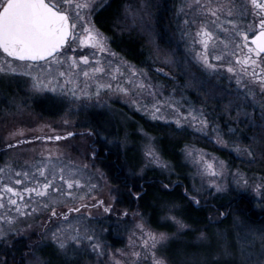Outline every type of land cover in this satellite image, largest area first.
<instances>
[{"label": "rangeland", "instance_id": "obj_1", "mask_svg": "<svg viewBox=\"0 0 264 264\" xmlns=\"http://www.w3.org/2000/svg\"><path fill=\"white\" fill-rule=\"evenodd\" d=\"M108 1L75 0L81 19L72 20L71 40L48 64L0 65V264H47L48 254L69 264H264V224L240 223L235 216L223 230L215 224L222 217L214 215L212 227L192 238L197 249L191 251L188 239L177 246L190 228L174 209L163 210L171 229L151 228L140 212L120 205L88 135L97 129L104 147H133L130 177L154 168L172 184L178 173L134 115L187 126L228 155L194 143L182 148L187 199L198 205L230 194L264 209V58L246 47L254 33L252 10L246 18L248 5L239 4V11L233 0H163L181 44L183 75L171 56L176 51L153 48L152 19L161 1L151 0L150 11L140 1L123 7V20L144 34L155 53L149 73L114 52L95 26L93 16ZM167 2L175 4L173 12ZM195 83L226 100L233 118L220 121L203 97L195 100ZM110 236L118 246L107 242ZM47 246L49 252L40 253ZM22 247L26 260L20 263L14 256ZM172 251L185 258L173 261Z\"/></svg>", "mask_w": 264, "mask_h": 264}, {"label": "trees", "instance_id": "obj_2", "mask_svg": "<svg viewBox=\"0 0 264 264\" xmlns=\"http://www.w3.org/2000/svg\"><path fill=\"white\" fill-rule=\"evenodd\" d=\"M135 1L137 6H139L138 1L144 3V5L148 7V11L152 8L151 0H110L95 13L93 21L95 26L109 37L110 47L114 52L122 55L132 65L147 69L150 73L152 71V59L155 53L149 46L148 40L144 34L132 29L133 27L131 24L125 22L120 13L123 7H127L128 5L132 7ZM160 1L161 3H155L157 7L155 11L157 14L154 19H152L155 38L153 48L176 51L177 53L175 54L173 52L171 56L174 57L176 61V69L179 73L184 75L181 69V62L183 59L180 56V52H178L181 48V44L178 43L177 40L175 41L174 34L170 27L172 25L171 17L168 15L170 9L166 7L163 0H159V2ZM167 3L171 5V12H173L175 4L170 2ZM124 25H127L130 29L122 31L123 28H125ZM150 61L152 62L150 63ZM194 85L195 86H188L195 90L192 94L195 100H197L198 96L203 97L202 99L205 103L207 101L211 112L217 115L220 121L222 120L221 118H233L235 109H233L234 111L227 109L226 100L216 97L213 92L210 91V88L205 87V84L201 85L195 83ZM221 102L222 104L220 105ZM216 106L219 107L218 110ZM211 117L214 118L212 114ZM134 118L144 131L155 138L160 155L164 160L169 161L173 165L174 172L178 173L179 182L169 183V181H166L165 175L154 168L147 169L141 176L134 177V175L130 177L127 166L132 164L131 159L134 161L137 159V156L134 158L136 150H133V147L124 149H119L117 146L104 147L98 140L95 131L97 129L90 128L88 134L89 136L91 135L89 142L90 152H92L97 163L102 166L108 180L116 186L121 202L120 205L128 210L140 212L146 218L151 228L160 230H165V225L169 227L168 230L171 229V223L166 219H162L163 210L166 208L174 209L177 217H179L178 219H181V221L190 228V230H187L177 238V246L186 239H188L186 240L187 242H191L189 245L186 243V251L197 249V247L194 246V242H192V238L199 230L205 231L212 227L217 220L214 215H220V217H222L220 218L222 220L215 224L219 226V229L223 230L230 229L235 216L240 223H248L255 226L264 224V209L255 208V204L244 196H232L230 194L215 195L206 203H203V200H199V204L195 205L183 194V190H186L188 193H191V191L187 188L186 182L184 181L186 177L184 166L180 163L182 148L187 144L194 143L226 159L228 155L225 154V152L219 151L208 141L205 142L201 139L199 133L187 126L178 125L175 122L150 120L141 115H134ZM220 126L224 128L225 124L220 123ZM239 126H242L241 121L239 122ZM246 133L248 134V129ZM115 134L116 131L114 135ZM260 137L264 138V134H261ZM245 140L246 138L244 141ZM249 141L250 140H247L246 142L249 143ZM259 152H262V159L264 160V148H261ZM234 163L239 164L241 167L242 163ZM245 169H247V167H245ZM171 177L173 178V176ZM179 211H181V213H179ZM107 242L112 247L119 245V241L112 236L107 238ZM48 248L47 246L42 250L40 249V253L49 252ZM23 251L22 247L20 251L21 254L18 253V255L14 256L15 261L18 260V262L22 263L23 260H26V254ZM11 254L14 255L13 250L9 251L7 258L11 259ZM179 256L185 258L181 251L171 252V258H174L173 261L179 260ZM43 257L46 259L47 264H69L52 254L44 255ZM189 263L191 264L192 262L189 261Z\"/></svg>", "mask_w": 264, "mask_h": 264}, {"label": "water", "instance_id": "obj_3", "mask_svg": "<svg viewBox=\"0 0 264 264\" xmlns=\"http://www.w3.org/2000/svg\"><path fill=\"white\" fill-rule=\"evenodd\" d=\"M37 6L33 0H10L1 11L0 48L9 57L42 62L65 46L70 36L66 15ZM260 37L259 32L250 42L264 53V48L257 46Z\"/></svg>", "mask_w": 264, "mask_h": 264}, {"label": "flooded vegetation", "instance_id": "obj_4", "mask_svg": "<svg viewBox=\"0 0 264 264\" xmlns=\"http://www.w3.org/2000/svg\"><path fill=\"white\" fill-rule=\"evenodd\" d=\"M9 1L10 0H0V12ZM35 1L37 3H39L41 5V7H44L51 12H55V13H61L62 12V13H65L67 15V17L71 23V36L68 40V41H70L72 38V34H73L72 20L74 18L81 19V16H77V15H80L79 12L81 10V8L78 7L79 3L75 2V0H35ZM232 2L234 5H236L237 10H239V11L241 9V6L239 4L243 3V5H248V7L245 10L247 11V13L249 15H247L246 18L250 16V11L252 10L253 15L255 16V25L253 28L254 33H253L252 37L260 32L261 37L257 41V44H258L257 46L261 45L262 48H264V0H233ZM76 8H78L79 10H77ZM250 39L251 38L247 39L248 42H246V47H249V48L251 47V49L254 50L256 55L264 58V53H260L258 51L257 47L253 43L250 42ZM58 54H56V55H54V56L50 57L49 59L44 60L42 62L32 63V62H20V61L10 59L5 54H3L0 50V65L1 64L7 65L8 63H16V64H21V65L32 64V65H36V66H42V65H46L49 62L56 59ZM77 212H79L78 209H69L65 212V214L69 215V214H75Z\"/></svg>", "mask_w": 264, "mask_h": 264}]
</instances>
